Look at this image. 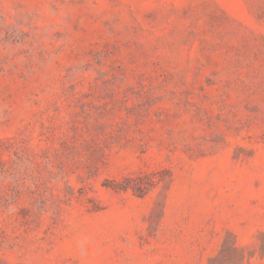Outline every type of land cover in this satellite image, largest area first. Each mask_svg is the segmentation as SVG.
<instances>
[{
    "label": "rangeland",
    "instance_id": "rangeland-1",
    "mask_svg": "<svg viewBox=\"0 0 264 264\" xmlns=\"http://www.w3.org/2000/svg\"><path fill=\"white\" fill-rule=\"evenodd\" d=\"M0 264H264V0H0Z\"/></svg>",
    "mask_w": 264,
    "mask_h": 264
}]
</instances>
